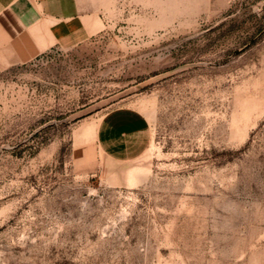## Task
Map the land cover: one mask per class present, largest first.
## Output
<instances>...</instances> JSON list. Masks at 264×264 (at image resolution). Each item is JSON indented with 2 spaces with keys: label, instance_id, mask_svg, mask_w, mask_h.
<instances>
[{
  "label": "rangeland",
  "instance_id": "1",
  "mask_svg": "<svg viewBox=\"0 0 264 264\" xmlns=\"http://www.w3.org/2000/svg\"><path fill=\"white\" fill-rule=\"evenodd\" d=\"M87 7L0 68V264H264V0Z\"/></svg>",
  "mask_w": 264,
  "mask_h": 264
},
{
  "label": "crops",
  "instance_id": "2",
  "mask_svg": "<svg viewBox=\"0 0 264 264\" xmlns=\"http://www.w3.org/2000/svg\"><path fill=\"white\" fill-rule=\"evenodd\" d=\"M101 27L87 0H0V68L74 48Z\"/></svg>",
  "mask_w": 264,
  "mask_h": 264
}]
</instances>
